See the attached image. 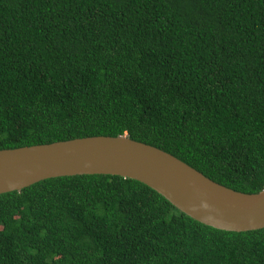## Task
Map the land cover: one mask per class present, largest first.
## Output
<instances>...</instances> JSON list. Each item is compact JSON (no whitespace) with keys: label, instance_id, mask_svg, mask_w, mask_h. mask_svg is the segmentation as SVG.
<instances>
[{"label":"trees","instance_id":"1","mask_svg":"<svg viewBox=\"0 0 264 264\" xmlns=\"http://www.w3.org/2000/svg\"><path fill=\"white\" fill-rule=\"evenodd\" d=\"M119 137L264 190V0H0V150ZM0 264H264L119 176L0 195Z\"/></svg>","mask_w":264,"mask_h":264},{"label":"water","instance_id":"2","mask_svg":"<svg viewBox=\"0 0 264 264\" xmlns=\"http://www.w3.org/2000/svg\"><path fill=\"white\" fill-rule=\"evenodd\" d=\"M93 175L141 182L183 214L216 230L243 233L264 229V190L236 192L171 154L127 136L0 150V195L49 179Z\"/></svg>","mask_w":264,"mask_h":264}]
</instances>
